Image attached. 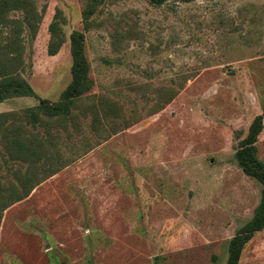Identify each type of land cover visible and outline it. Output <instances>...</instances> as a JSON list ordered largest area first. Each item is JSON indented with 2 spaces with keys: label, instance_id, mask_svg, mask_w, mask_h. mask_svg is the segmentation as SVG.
<instances>
[{
  "label": "rangeland",
  "instance_id": "374dc122",
  "mask_svg": "<svg viewBox=\"0 0 264 264\" xmlns=\"http://www.w3.org/2000/svg\"><path fill=\"white\" fill-rule=\"evenodd\" d=\"M158 1L104 0L85 24L87 0H37L19 68L37 97L7 99L0 114L25 126L40 98L60 101L76 32L94 86L72 121L39 128L67 165L3 212L0 264H226L263 189L236 153L261 116L264 163V0ZM57 13L65 41L51 56ZM2 149L7 185L21 164L4 166ZM239 264H264V229Z\"/></svg>",
  "mask_w": 264,
  "mask_h": 264
},
{
  "label": "trees",
  "instance_id": "16d2710c",
  "mask_svg": "<svg viewBox=\"0 0 264 264\" xmlns=\"http://www.w3.org/2000/svg\"><path fill=\"white\" fill-rule=\"evenodd\" d=\"M36 2L37 0H0V28L9 29L6 43L0 44V103L14 97H37L34 89L19 73V68L23 64L20 62L24 50L22 34L28 30L34 38L42 21V14ZM103 2L104 0H87L84 10L85 24L89 23ZM13 11L21 12L22 17L9 18L8 14ZM59 19L60 13H57L55 21L49 26L51 40L48 53L51 56L59 52L65 41ZM71 55L72 81L63 92L60 101L50 103L40 98L37 107L24 112L26 127L17 123L14 113L0 114V143L6 155L3 165L6 166L10 162L21 164L20 168L10 169L14 177L13 182L5 185L0 176V223L5 210L27 198L36 186L67 165L60 151H57L55 136L50 133V129L47 128L46 136H43L39 128L54 123L63 125L72 121L75 117L73 110L78 107V101L94 86V81L89 76L90 65L85 55L84 35L81 32L71 36ZM169 101L170 98L165 99V102ZM94 121H98L96 117ZM27 125L31 126L30 130L27 129ZM262 130L263 120L258 116L236 153V159L245 174L258 180L263 189L261 201L255 209L253 218L229 243L226 264H239L245 245L257 232L264 229V163L257 157L256 147ZM23 164L26 165L24 168Z\"/></svg>",
  "mask_w": 264,
  "mask_h": 264
}]
</instances>
